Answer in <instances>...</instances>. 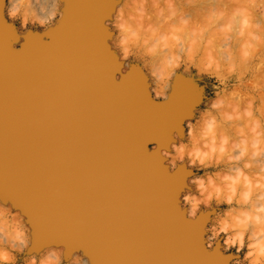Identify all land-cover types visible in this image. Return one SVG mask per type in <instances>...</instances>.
<instances>
[{
	"label": "clouds",
	"instance_id": "9594fccd",
	"mask_svg": "<svg viewBox=\"0 0 264 264\" xmlns=\"http://www.w3.org/2000/svg\"><path fill=\"white\" fill-rule=\"evenodd\" d=\"M64 6L0 0L11 47L29 32L44 38ZM102 23L119 64L114 80L135 65L161 102L178 76L188 84L166 146L153 139L146 148L168 172L184 169L172 195L185 219L200 222L203 247L221 264H264V0H114ZM34 239L28 207L0 197V264H94L83 247L66 255L64 243Z\"/></svg>",
	"mask_w": 264,
	"mask_h": 264
},
{
	"label": "water",
	"instance_id": "95a60500",
	"mask_svg": "<svg viewBox=\"0 0 264 264\" xmlns=\"http://www.w3.org/2000/svg\"><path fill=\"white\" fill-rule=\"evenodd\" d=\"M80 1L67 0L64 16L57 27L48 32L47 40H41L37 36L29 37L19 49H11L10 52H7L6 48L10 45L5 37L9 29L0 19V94H3L1 91L8 84L7 81L17 80L19 77L40 78L44 83L54 82L50 88L53 94H46L54 96L53 101L59 100L62 96L59 92L62 91L61 85L64 80L77 78L73 84L76 85V89L78 86L82 89L83 85L81 81L79 82L82 78L93 87L89 89L87 88L89 85L86 86L87 90L93 93L88 104L90 109L86 107V116L83 118L77 116L75 121V124H81L80 130L76 129V135L73 137V144L78 149V154L63 143L59 145L60 138L51 135L52 137L49 136L48 139L56 140L55 148L57 149L53 148L52 157L46 158L49 155H46L44 150L41 151L39 145L35 147L28 137L19 135L22 124H17L15 127L9 123L3 126L0 124V187L12 191L17 202L26 205L30 213L43 222L34 239L39 242V245L41 239L64 237L70 248L78 244L83 245L95 264H163L153 259V257L165 256V253L156 245L175 243V237L146 230L143 224L141 228L137 226L139 220L150 222L156 218V215L160 217L158 211L163 210L174 230L176 229V233L181 234L185 240L192 242L196 247L194 250L193 245L187 244L186 241L183 243L185 250L189 253L192 250L194 254H190L197 261L204 259L209 264H218L213 257L217 253L205 249L200 238H196L195 232L193 236L188 232L187 227L195 224V221L185 219L182 211L175 204L172 193L182 179L184 171L178 168L175 172L169 173L165 167L161 168L168 179L179 173L180 177L176 183L168 186L169 203L161 205V201L156 202L158 211L154 209L155 202L146 201L145 196H148L146 189L136 178L137 175H141V172L139 173L136 169L137 163L151 160L152 156H146L148 145L151 144L148 142L154 139L160 146H165L171 129L179 124L184 106L182 109L177 108L180 101L175 96L163 102L153 101L143 84L134 75L122 78L120 92L113 93L114 84L109 82L117 70V64L109 53L101 48L106 34L102 24L105 12L98 7V0H88L84 10L77 5ZM77 16L82 22L90 20L93 31L86 32L84 29V33L77 31L74 35L70 34L69 32L73 30L72 21H75V28L81 23ZM90 41V51L87 52L85 61H80L78 53ZM65 49L73 53L60 54ZM71 54L76 55L73 61L70 60ZM136 98H140L141 102L133 103ZM30 99L34 100V97ZM80 99L83 102L82 95ZM8 100V97L0 95V109H3ZM174 103L177 107L173 105ZM142 106L148 110L146 115L151 117V123L154 121L155 124H167L163 134L147 137L144 129L148 128L150 123L140 122L135 114L142 109ZM5 113L0 110V123L5 120ZM99 120L103 122L101 126L104 133L108 135L107 139L109 135L114 136L119 131L127 130V136H123L127 139L121 142V152L113 159H107L105 168L109 164L114 167L112 171H109L114 177V179L108 178L112 180L110 186H104L103 183L107 177L100 176L103 158H97L98 156L89 152L91 138L88 124H96ZM110 120L114 123L110 124ZM44 135L38 134L30 139H45ZM30 144H32V151L26 153ZM151 154L159 157L158 150L152 151ZM53 158L56 162H52ZM57 175L67 182L68 187L65 189L61 187ZM76 181L79 182V186L75 183ZM49 191L57 196L56 203L48 197ZM77 195L80 197L75 199ZM63 196H71L72 201L68 204H72L73 209H79L81 214L90 219L88 222L90 228L84 229L83 226L79 228L64 211V207H60V202L64 201ZM168 207L172 208L174 214L172 218L178 227L167 212ZM130 232L132 237L126 236ZM119 240L122 241L121 245ZM98 241L103 242L99 245ZM125 242H129L127 246ZM137 248H143L146 251L142 255L138 252L134 255L133 250ZM143 256L150 259L146 261Z\"/></svg>",
	"mask_w": 264,
	"mask_h": 264
},
{
	"label": "bare ground",
	"instance_id": "6f19581e",
	"mask_svg": "<svg viewBox=\"0 0 264 264\" xmlns=\"http://www.w3.org/2000/svg\"><path fill=\"white\" fill-rule=\"evenodd\" d=\"M113 2H114V0H112L111 3L109 2V4L107 5L108 8L106 7L107 10L110 9V11H111ZM66 4H67V0H65L64 10L66 8ZM87 4H88V0H81L80 3L78 2L77 5H78V7L80 6L81 9L84 10L85 9L84 7H86ZM102 8H104V7L102 6ZM82 13H80V15ZM77 19L80 21V18L78 16H77ZM80 22L81 23H79V25L75 28V21H72L73 25H71V26L73 27V30H71L69 32L70 34L74 35L77 31H79L80 33H84V29L86 32H89V30L93 31V29L91 27L92 24L90 23L91 22L90 20H87L86 22H82V20H81ZM57 25L55 27L51 28L50 31L55 29L57 27ZM96 30H97V28H96ZM100 31H103V30H100ZM5 35L4 36L7 38L6 41H8V43L10 45V47H8L6 49H7V52H10L11 49L14 50V48L11 47V42H12L11 36H13V35L10 34V30L7 33H5ZM44 35H45V33H44ZM38 38H40V37H38ZM44 38H40V39L43 40ZM44 40H47V39H44ZM90 44H91V41L89 43H87L86 45H84V47L79 51L78 56H79L80 61H85L86 54H87V52L90 51V49H89ZM103 45H105V44H103ZM64 53L68 54V53H73V52L69 49H65L64 51L60 52V54H64ZM56 55H58V54H56ZM71 55H72V58H70V60L73 61V57H76V55H73V54H71ZM109 55L113 60V58L115 57L113 55V53L110 52ZM114 60H115V58H114ZM57 66H59V65H57ZM76 79L77 78H73L71 80H64L63 81V83L61 85V87L63 86L62 91L59 92V93H62V96L59 97V95H58L59 93H57L59 100H55V101H53L54 96L46 95V94H53L52 91L50 90V88H51V84H54V82L53 83H51V82H45L44 83L43 79H40V78L39 79H37V78L29 79V77H27V78L19 77L17 80L13 79L12 81H7L8 84L5 87H3L2 91H1V92H3V94H0V95H3L5 97L9 98L8 102H5L6 104L3 106V109H0L2 112H6L5 113V120H3L0 123V124H2L1 126H3L6 123L11 124L13 127H15L17 124H22L21 130H20L21 132L19 133V135L28 137L29 140L32 141L31 143H33V146L36 147V145H39V147H40L39 149L41 151L44 150L46 152V155H49V156H46V158L52 157L51 155L54 153V149H57V148H55V147H57V144L55 143L56 140L48 139L49 136L50 137L58 136L60 138V140L58 142L59 145L61 143H63L70 150L73 149L74 152L77 151V154H78L79 151L73 144V137L76 135L75 130L76 129L78 131L80 130L79 125H81V124H75V121L77 120V116H79V118L80 117L83 118V116L85 117L87 109H90V107H88V104H90L89 100H91L93 93L91 91L87 90V88L93 89V87H92V84L89 85V83L86 79L80 78L79 82L81 81L80 83L83 85V88L81 89L78 86L77 87L78 90H77L76 85L73 84L74 80H76ZM120 81L118 82L117 80H114L113 78L110 79L109 83L112 85L113 84L115 85V86L114 85L112 86L113 87L112 88L113 93H114V91L116 92V94H118L120 92V89H121L120 88L121 87ZM141 81H142V79H141ZM86 86H88V87L86 88ZM65 90H66V92H64ZM78 91H80V92H78ZM81 95L84 98L83 102H82V99H80ZM30 97H34V100L30 99ZM137 101L140 103L141 102L140 98H136V100L133 101V103H135V102L137 103ZM179 101L180 102H178V104H180V105H178V107L176 106L175 103L173 105L175 107H177L178 109H182V106L185 107V103H186L185 99L179 98ZM80 105L81 106L83 105L84 107H81ZM86 107H87V109H86ZM141 108L142 109L137 111V113H135V114H136V118L140 122L145 123V121H146V122H148V124L150 123L148 128L146 127L144 129V130H146L147 137H155L157 134L158 135L163 134L167 129V127H166L167 124H155L154 121L151 123V120H152L151 117L149 115H146L148 110L147 109L145 110V107H143V106ZM136 118L134 117L135 121H138ZM139 121H138V123H139ZM102 123L103 122L101 120H99L96 124H88L89 136L91 138L90 139L91 144L89 145V147H90L89 152H91L95 156H98L97 158H103V166L104 167L102 165L100 166L102 169L100 176L101 177L106 176L107 179H105V182L103 184H105L104 186H110V183L112 182V180H109L108 178L110 177L111 179H114V177L112 175H110L109 171H112V168L114 169V167L110 166V164H109L107 166V168H105L106 164L108 163L107 159H113L114 156H116L119 152H121V149H122L121 148V146H122L121 142L124 139H127V138H123V136H125V135L127 136V133H126L127 130L119 131L114 136L109 135V139H107L108 135H106V133H104V131L102 130L103 129L101 126ZM106 123H107V121H106ZM113 123H114V121L110 120V124H113ZM46 130H47V132H46ZM38 134H45L44 135L45 139H35V138L30 139V137H35ZM105 141H108V143H105ZM31 147H32V144L28 145V147L26 149V153H28V151L29 152L32 151ZM146 156L147 157L152 156L151 160H148V162L139 161L136 165L137 171L139 173L141 172V175H143L144 177L141 175H137L136 178H137L138 182L141 183V185L144 186V188L146 189V192L148 195V196H145L147 199L146 201L150 200V201L155 202L154 203V209H156L158 211L159 207L156 204V202L161 201V205H167V203H169L168 186H170V184L176 183V180H178V178L180 177V173L177 175H172L171 176L172 178L168 179L163 174V172L161 170L162 167L163 168L165 167V169H167L166 166L162 163L163 158H161L159 155H158L159 157L152 155L151 152H149L148 150L146 152ZM52 162H56L55 158L52 159ZM90 164H91V161H90ZM128 167L129 166H127V168ZM71 174L73 175V173H71ZM73 176H75V175H73ZM57 177L59 178L58 175H57ZM58 180H60L59 183L61 184V187H63V189L68 187V185L66 184L67 182L64 179L61 180L59 178ZM179 181H177V182H179ZM75 183L79 186L78 181H76ZM152 190H153V192H152ZM47 195L50 199H53L55 203L57 202V196L54 193H51V191H49ZM0 197L12 198L14 200V202H17V198L14 195V193L12 191L6 190L3 187H0ZM79 197L80 196L77 195L75 197V199H78ZM62 200H64V201L60 202V207L61 208L64 207L63 208L64 211L79 226V228H81L82 226L84 229H88V227L90 228V226H89L90 224L88 223V222H90V219H88L83 213L81 214L79 209H75V208L73 209L72 204H68V203H70V201H72L71 196H67V197L63 196ZM160 210H162V207H160ZM158 212L160 214V217L156 215V218L153 221L142 222V220H139V223L137 225L138 228H141V226L143 224L145 226L144 229H146V230H152L154 232H158V233L165 235V236H168V237L169 236L175 237V243H172L170 245H166V244L156 245L157 247H159L161 249V251H163L165 253V256L163 257V255H162L161 258L153 257V259H156V260L160 261V263L162 262L163 264H165V263L166 264H168V263L169 264H209V262H207L204 259L202 261L199 260L201 262L200 263L199 261H197L195 259V257L192 254H190V253H193L192 250H190V253L187 250H185L186 248L183 246V243H185L187 241V239L185 240L181 234L176 233V231H175L176 229L174 230V227L172 226L168 217L165 216V214L163 213V210L158 211ZM167 212L171 215V218H172V215L174 216V214L172 213L171 207L167 208ZM175 212H177V211H175ZM31 220L33 222L34 237H35L38 229L41 228V225L43 224V222L36 215H32V214H31ZM172 221H174L173 218H172ZM192 221H195V224L193 223V225L187 227L188 232L192 236H193V233L195 232L194 234H196V238H200V242L203 245L202 239L200 237V233L198 232L200 222L198 220H192ZM175 226H177L176 222H175ZM95 231L98 232L97 230H95ZM126 236L132 237V232H130L129 234L127 233ZM39 241L41 243H44V242H62L66 246L65 251L69 250V252H72L76 248L83 247L85 252L87 254H89L87 249L81 244L75 245V246H73V248L68 247V242L64 237L54 238V239H41ZM98 242H99V245H101L103 241H98ZM118 242H119V245L122 244L121 243L122 241L119 240ZM128 243L129 242H125V246H127ZM186 243L189 245L192 244L193 246L192 245L191 246L193 248L195 247V245L192 242H190L191 244L188 241ZM34 246H39V242L34 241ZM195 248H194V250H195ZM133 251H134V255H136L137 252L140 253V255H142L146 250L143 248H137ZM89 256H90V254H89ZM213 257L215 258V260H217L218 264H221L222 258L219 256L218 253H217V255H214ZM90 258H92V257L90 256ZM143 258L146 259V261H148L150 259L147 256H143ZM197 258H198V256H197ZM151 264H153V263H151Z\"/></svg>",
	"mask_w": 264,
	"mask_h": 264
},
{
	"label": "rangeland",
	"instance_id": "374dc122",
	"mask_svg": "<svg viewBox=\"0 0 264 264\" xmlns=\"http://www.w3.org/2000/svg\"><path fill=\"white\" fill-rule=\"evenodd\" d=\"M109 2L111 3L112 2V0H108V2H107V0H98V6H99V8L101 9V11L103 10L104 12H105V16H104V18L110 13V9H108L107 10V5L109 4ZM102 6L104 7V8H102ZM107 7V8H106ZM111 8V7H110ZM2 21L4 22V24L6 25L7 23H5V21L2 19ZM6 27L10 30V34L11 35H13V36H11L12 38V41L16 38V34H15V31H14V28H13V26H11V25H9V24H7L6 25ZM106 29V28H105ZM19 31H21V32H23V29H18ZM50 31V30H49ZM48 31V32H49ZM106 31V34H105V38H106V36H107V30H105ZM48 32L47 33H45V38L44 39H48ZM35 37V36H38V37H40V38H42V35L40 34V33H36V32H29L28 34H26V38L24 39V42L27 40V38H29V37ZM35 35V36H34ZM41 35V36H40ZM105 38H104V40H103V43H102V45H101V48L103 49V50H105L106 52H108L109 54H110V50L107 48V45H106V43H105ZM43 39V40H44ZM103 44H105V45H103ZM110 51V52H109ZM112 53V52H111ZM113 55H114V53H113ZM115 58V57H114ZM113 58V59H114ZM114 61H116V60H114ZM116 64H117V70L116 71H118L119 70V64H118V62L116 61L115 62ZM134 68V69H133ZM122 70H124V71H126V66H125V69H122ZM139 70V68L137 67V66H135V65H133L132 67H130V70L127 72V74L126 73H124V74H122V76H121V79H119V80H117L118 82L120 81V80H122V78H124L125 76H127V75H134V76H137V78L140 80V82H142V84H143V86H145V89H146V84H145V81L143 80L144 78H143V76H142V73L140 72V70ZM140 72V73H139ZM141 74V75H140ZM142 77V78H141ZM118 78V77H117ZM178 79H176L175 81L176 82H174V84H173V89H172V92L170 93V97H173V96H175L176 98H183V99H185V102H186V91H187V88H188V84L186 83V81H185V79L184 78H182V77H177ZM141 79H142V81H141ZM178 80V81H177ZM121 82V81H120ZM183 82V83H182ZM181 84V85H180ZM204 84V82L203 81H199V80H197L196 82H195V85H193V87H195V86H199V85H203ZM183 85V86H182ZM187 85V86H186ZM179 87V88H178ZM177 90V91H176ZM175 93V94H174ZM177 93V94H176ZM150 96V95H149ZM151 97V96H150ZM169 97V98H170ZM152 99V98H151ZM153 100V99H152ZM153 101H156V100H153ZM155 147V145H148V148L150 149L151 147ZM180 169H182V168H180ZM182 171H184V169H182ZM183 175H184V172H183ZM183 175H182V177H183ZM69 250L68 251H65V254L66 255H70L71 254V252H69Z\"/></svg>",
	"mask_w": 264,
	"mask_h": 264
}]
</instances>
